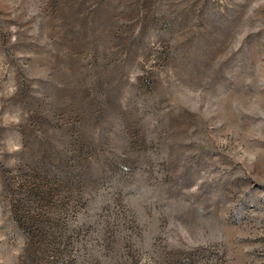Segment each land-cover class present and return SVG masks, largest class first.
<instances>
[{"label":"rangeland","instance_id":"rangeland-1","mask_svg":"<svg viewBox=\"0 0 264 264\" xmlns=\"http://www.w3.org/2000/svg\"><path fill=\"white\" fill-rule=\"evenodd\" d=\"M0 264H264V0H0Z\"/></svg>","mask_w":264,"mask_h":264}]
</instances>
